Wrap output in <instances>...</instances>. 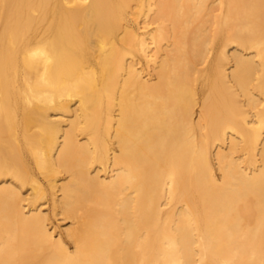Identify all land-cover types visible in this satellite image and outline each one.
<instances>
[{
  "label": "bare ground",
  "instance_id": "6f19581e",
  "mask_svg": "<svg viewBox=\"0 0 264 264\" xmlns=\"http://www.w3.org/2000/svg\"><path fill=\"white\" fill-rule=\"evenodd\" d=\"M262 87L264 0H0V264H264Z\"/></svg>",
  "mask_w": 264,
  "mask_h": 264
},
{
  "label": "snow or ice",
  "instance_id": "6c2138e0",
  "mask_svg": "<svg viewBox=\"0 0 264 264\" xmlns=\"http://www.w3.org/2000/svg\"><path fill=\"white\" fill-rule=\"evenodd\" d=\"M71 7V5H69ZM41 56H45L46 57V52L43 48H37L36 50L32 51L28 56L25 57L26 62L29 59H35L37 57H41ZM261 95L262 97H264V87L261 88ZM260 105H261V109H264V99H261L259 101ZM256 119L260 120V129L261 132L264 133V110H262L258 116L256 117ZM61 247H63V244H61ZM77 250H78V246H77ZM69 255H73L72 253H69ZM67 264H74L73 261H68Z\"/></svg>",
  "mask_w": 264,
  "mask_h": 264
}]
</instances>
